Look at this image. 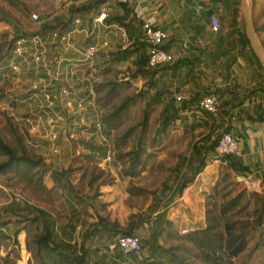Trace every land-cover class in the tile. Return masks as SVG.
Segmentation results:
<instances>
[{"label": "crops", "instance_id": "0c3cea01", "mask_svg": "<svg viewBox=\"0 0 264 264\" xmlns=\"http://www.w3.org/2000/svg\"><path fill=\"white\" fill-rule=\"evenodd\" d=\"M83 6L88 8L83 11L76 10ZM103 8H106L108 13L107 22L116 23L119 27L100 29L96 32L97 36L86 32H75L72 41L76 48L85 50L92 42L108 40L112 57L107 61L101 53L92 65H81V71L91 72L101 81L100 72L111 71V68L119 76L118 80H121L123 74L130 73V79L138 87L142 86L141 88L148 91L147 95L161 96L158 98L163 101L160 104L162 110L171 98L177 100L178 97H182L178 100L181 103H176L180 106L185 104L186 107L180 110L179 115L182 118L177 120L176 128L182 127L183 131L190 130L193 133L198 129H205L202 130L201 135L196 136L184 167H187L191 160L193 165L196 164L198 158L204 155L195 152L194 145H204V138L210 131L212 122L206 120L209 112L198 115L192 111L203 94L209 88H214L221 99V106L219 113L217 115L211 113V117L217 119L216 124L221 130L229 125L230 132L237 139L240 147V152L235 157L245 169L242 174L232 175V178L239 182L236 190L247 188L246 182H240L237 178L251 174L262 181V193H264V71L258 65L250 47L244 44L242 33L245 31L246 34L245 19L237 0H134L129 3L119 0H103V2L69 0L67 26L72 24L73 17L79 16L83 19V26L89 28L90 19L98 15ZM1 11L0 15H3ZM213 14L219 17L220 26L217 31L212 28L210 20ZM8 16L6 12V17ZM117 18H120L121 22L117 21ZM146 21L168 32L165 48L175 55V59L163 67L151 69V73L143 76L137 73V69L148 58V44L139 40ZM14 23L13 20H0V39L5 30L12 36L19 29V25ZM18 35L15 34L12 41ZM12 43L6 50H0V109L19 119L38 110L37 101L31 99L27 93L34 80L35 71L32 63L24 62L23 73L17 79L12 69L7 66L12 61V57L9 56ZM67 53L69 56L80 55L74 49H70ZM70 71H73V68L67 65V72ZM70 75L69 79L73 82L82 81L80 74ZM14 97L18 101H15ZM208 143L207 141L206 144ZM72 148L71 143L63 142V154L69 149L71 151ZM102 160L101 158L100 161ZM111 165H107L106 168L114 171V165ZM224 165L216 152H210L204 169L168 207L166 217L173 222L180 234L184 235L188 231L206 226V198L220 178ZM11 226L13 223L3 228L4 233L10 235L3 237L5 239L3 244L8 247L5 250L9 252L17 248L13 242L16 236L9 232ZM22 232L27 233L24 227L17 235L18 238ZM82 233L77 232L76 228L73 241L81 240ZM164 237V234L161 235V243H164ZM96 238L97 233L94 232L87 238V243ZM171 243L173 242L166 245ZM145 251L144 255L147 258H143V261L140 260L139 255L135 257L137 264H152L153 257L150 251L148 249ZM121 258L122 261L125 260L124 256ZM86 264L123 263L90 252Z\"/></svg>", "mask_w": 264, "mask_h": 264}, {"label": "trees", "instance_id": "16d2710c", "mask_svg": "<svg viewBox=\"0 0 264 264\" xmlns=\"http://www.w3.org/2000/svg\"><path fill=\"white\" fill-rule=\"evenodd\" d=\"M103 2V0H98ZM240 4V0L237 1ZM88 7H80L77 11H83ZM0 20L12 21L6 17V12L1 11ZM5 14V15H4ZM121 22L120 18L116 19ZM67 27V20L65 16L56 17L51 24L45 23L42 30L47 28ZM257 32L264 30V25L260 28L256 25ZM244 44L249 46L253 56L257 59L258 65L263 67L258 61L257 56L254 54L250 41L246 37L245 31L242 33ZM137 69V73L147 76L151 69L147 68L146 62ZM125 83L118 81H107L105 83L97 84L96 88L99 93L104 92V95L99 97L105 102H111L114 96L119 93V87ZM148 91L141 90L135 95H130L123 99V101L115 105L114 108L103 115V120L110 129L118 128L121 122L122 113L126 111L131 105H134L137 100ZM160 95L151 96L142 115V120L139 123L141 126L140 139L138 145L131 151H122L120 147L127 144V140L132 136L135 128L128 129L121 139L114 145L115 159L113 165L118 167L122 166L123 174L133 176L139 172V167H144L146 159L143 158L146 148L145 137L149 131V123L152 113L157 105L162 104ZM164 98V97H163ZM178 100L171 98L164 106L161 112V123L156 130L157 138H168L173 128H176V122L182 117L179 115L180 110L186 107L177 105ZM181 103V102H178ZM198 103V102H197ZM196 103V104H197ZM3 112V111H2ZM6 115V112H3ZM208 112H203V115ZM7 116V115H6ZM207 122H212L210 131L204 138V145H194L195 152L204 154L198 158L196 164L193 165V160L188 162V166H179L180 171L177 181L173 185L166 187L168 191V202L165 208L162 209L158 204L152 205L150 208L152 213H156L152 219L142 220L140 218L138 227L149 224L151 236L149 239L142 241L153 257L152 264H256L255 251L259 250L260 254H264V193L252 192L247 188L236 190V182L232 175L233 173L242 174L245 169L235 157V155L220 156L222 162L225 164L221 171V176L212 187L211 192L206 198V220L207 224L203 228L195 229L186 232L184 235L180 234L174 227L172 221L167 219L166 211L171 203L176 198L182 195L185 188L191 185L197 176L207 164V156L210 152H215L216 145L218 144V135L224 132H230L229 125L223 130L216 124V118L211 117V113L206 116ZM14 137L16 146H12L5 142L0 136V155L6 156L7 160L0 163V176L6 178L18 177L20 181L26 182L28 186L36 193L46 194L53 191L48 187L45 180L46 174L49 171L44 163V158L40 155L28 151L24 143V138L18 132L17 128L11 130ZM207 141L209 142L208 144ZM117 149H120L117 153ZM92 158V157H91ZM95 164H98L96 161ZM185 168V169H184ZM53 173V172H52ZM64 175V173L62 172ZM53 176H57L54 175ZM60 175L57 177V182L60 180ZM143 191L142 188L139 189ZM132 191V189H131ZM251 195H248V193ZM162 196V195H158ZM253 197V199H252ZM160 197L159 200H161ZM170 203V204H169ZM18 204H24L25 207H20ZM250 210V211H249ZM28 211L27 216L18 215L20 212ZM5 215V216H4ZM7 215V216H6ZM9 215V216H8ZM15 217L17 221H14ZM23 223L26 229L31 225L29 230V246L32 253V259L28 264H86L90 252L95 251L92 245L88 242L87 238L91 236L95 229H92L83 235L82 241L72 238V233L67 232L64 228L63 231L57 229V223L52 213L47 209L40 208L31 203H20L12 201L7 203L5 207H0V237H9L10 235L4 233L3 228L8 227L12 222ZM70 226L76 231V224L70 221ZM68 224V223H67ZM35 225L34 232L32 226ZM106 224L107 230L110 231V236L114 238L117 231L113 230L118 228V224ZM23 227H12L11 234L17 236ZM121 234H134V228L122 229ZM31 231V232H30ZM257 232L260 233L254 248L249 251L251 242L255 239ZM165 235L164 243L160 242L161 235ZM32 235V236H31ZM67 237V238H66ZM116 237V236H115ZM173 243L166 245L168 242ZM178 241V243H176ZM24 244L23 234H20L18 244ZM8 249L6 244H3L0 238L1 248ZM10 256H15L16 260L12 261L9 257H5L0 252V264H24L23 258H19V253L16 248H13L8 253ZM254 255V256H253ZM111 257L119 263L122 262L120 251L116 253L115 257ZM26 258V257H25ZM26 261V260H25Z\"/></svg>", "mask_w": 264, "mask_h": 264}, {"label": "rangeland", "instance_id": "374dc122", "mask_svg": "<svg viewBox=\"0 0 264 264\" xmlns=\"http://www.w3.org/2000/svg\"><path fill=\"white\" fill-rule=\"evenodd\" d=\"M68 2L69 0H0V11H6L9 15L7 18L12 19L16 25H19V29L17 26V33L15 32L12 36L10 32L5 30L0 39V50L4 51L10 47L15 34L20 36L41 30L45 23L51 24L58 16L64 15L67 19ZM248 2L253 8L255 23L261 28L264 25V0H248ZM239 6L241 5L239 4ZM32 12H37L44 22L32 21L30 18ZM256 34L264 48V30L260 33L256 30ZM110 70L100 72L102 81H96V85L107 81H118L125 84L119 87L117 96L115 95L113 100L105 105L103 104L105 101L99 99V97L102 98L104 92L100 93L101 96L98 95V102L104 111L103 115L110 112L115 105L120 104L124 98L139 93L141 89L144 90L141 88L142 86L138 87L132 79L118 80L119 76L116 75V72L112 68ZM150 97L147 94L142 95L134 105H131L122 113L119 127L111 129L110 139L114 145H117V142L128 129L135 128L132 136L127 140V144L120 147L122 151H131L138 145L141 131L139 123ZM161 110L160 105H157L152 113L144 144L146 151L143 158L147 161L144 167L140 166L138 168L139 172L135 175L127 176L123 174V168L120 165L118 167L114 166V171L103 166V162L100 160L104 156L105 149L90 143L85 147H77L76 150L69 151V149L65 151V154H63V150L58 156L44 157V163L49 169L45 180L48 187L53 190L46 194L36 193L32 189L33 187L20 181L18 177L6 178L0 176V207L3 208L7 203L16 201L20 203L28 202L31 205L34 204L47 209L55 218L59 231L66 228L65 231L67 232L68 225V232L72 233L74 237L76 231L75 229L72 230L70 221H74L77 227L81 226V233H83L79 241H82L85 233L95 229L97 238L89 241V243L92 246L94 245L93 249L95 251L93 252L99 253L100 256L106 254L100 251L99 246H104L115 236L123 233L122 229L134 228L135 234H139L143 242L149 239L152 229L148 226L149 224L138 227L140 218L146 221L152 219L153 216L155 217V213L150 210L152 205L158 204L161 209L165 208L169 200L167 196L169 192L166 191V187L175 184L180 173L178 167L184 166V162L187 161V154L192 148L196 136L201 135L202 130L205 131V129H198L193 133L190 130L183 131L182 127L173 128L168 138L154 140L158 135L156 130L161 123ZM6 115L0 109V136L5 142L16 146L11 130L14 126L17 128V124L13 120L14 118L7 113ZM17 130L22 136L23 132L21 130L24 131V129L17 128ZM27 150L31 152L29 148ZM119 150L117 149V153ZM6 160V156L0 155V163ZM96 161H98V164H95ZM52 172L57 176H53ZM58 175L61 176L59 182L56 181ZM140 188L143 191H140ZM251 193H248V195H251ZM160 197H162L161 200H159ZM18 205L25 207L24 204ZM27 213L28 211H24L18 213V215L25 217ZM14 221H17L16 217ZM14 221L11 229L16 226L23 227V223ZM112 223L119 226L113 230V233L117 231L113 234L115 235L114 238L112 234L110 236V231L107 230L106 226V224H110L109 226L112 227ZM29 227L25 229L26 234L22 232L24 244H18V236L14 238V241L13 238L11 240L15 243L14 245L19 253L17 259L22 257L24 260L22 263L24 264H28L29 260L33 258L29 246ZM32 227L31 233L34 232L35 225ZM259 235L260 233L257 232L255 239L250 244L249 251L254 248ZM0 238L1 241L5 240L2 237ZM145 249L147 248L143 246L144 252H146ZM0 252L12 261L16 260L15 256L8 254V250L1 248ZM255 254L256 264H264V254H260L259 250L255 251Z\"/></svg>", "mask_w": 264, "mask_h": 264}, {"label": "built area", "instance_id": "2783aa9c", "mask_svg": "<svg viewBox=\"0 0 264 264\" xmlns=\"http://www.w3.org/2000/svg\"><path fill=\"white\" fill-rule=\"evenodd\" d=\"M129 3L134 0H119ZM30 18L34 22H41L42 18L37 12H32ZM106 8L93 16L89 28L83 26L82 17H73L72 24L67 27L47 28L31 34H22L13 39L10 48L12 61L9 66L17 79L22 75L24 62H30L34 68V80L27 91L29 97L37 101L38 110L33 113L15 117L17 128L23 132L25 145L35 154L44 157L58 156L62 153L63 142L71 143L74 150L93 143L105 149L102 157L103 166L113 164L115 159L114 144L111 141L112 130L103 120V108L98 102L95 75L80 69L81 65H92L101 53L109 61L112 57L108 40L92 42L85 50L76 48L72 41L75 32H86L96 35L100 29L119 27L116 23L107 22ZM67 20V19H65ZM212 28L219 30L218 15L210 17ZM44 22V21H42ZM97 36V35H96ZM140 41L148 44V58L146 66L149 69H158L172 63L175 55L165 48L168 32L161 27L154 26L146 21L143 24V34ZM70 49L76 50L80 55H67ZM56 51V52H55ZM6 59L3 61L5 62ZM67 65L73 71L67 72ZM91 67V66H90ZM81 71L80 73H78ZM72 75L81 76L82 81L75 83L69 79ZM130 73L123 74L121 80H129ZM178 97L177 100H181ZM15 101H18L14 97ZM221 99L214 88H209L195 106L194 113L203 115L209 112L217 115L220 111ZM19 126V127H18ZM78 152V150H77ZM215 152L218 156L237 155L240 147L237 139L231 132L222 131L218 135V144ZM238 181L246 182L247 189L252 192H262V181L249 174ZM1 186V185H0ZM81 232V226L77 227ZM94 248V245L92 246ZM103 254L115 257L120 251L125 257L123 264H137L136 256L140 260L147 258L143 250L142 239L139 234H120L99 246ZM139 260V261H140Z\"/></svg>", "mask_w": 264, "mask_h": 264}, {"label": "water", "instance_id": "95a60500", "mask_svg": "<svg viewBox=\"0 0 264 264\" xmlns=\"http://www.w3.org/2000/svg\"><path fill=\"white\" fill-rule=\"evenodd\" d=\"M240 5L245 19L246 36L250 41V46L254 54L257 56L259 63L264 69V48L256 34L253 8L248 0H240Z\"/></svg>", "mask_w": 264, "mask_h": 264}]
</instances>
